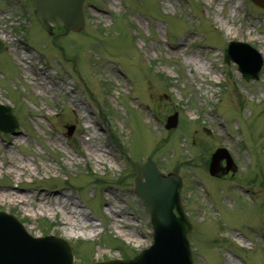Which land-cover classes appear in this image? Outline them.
Here are the masks:
<instances>
[{"label":"rangeland","instance_id":"obj_1","mask_svg":"<svg viewBox=\"0 0 264 264\" xmlns=\"http://www.w3.org/2000/svg\"><path fill=\"white\" fill-rule=\"evenodd\" d=\"M83 9V30L63 35L52 23V42L29 0H0V104L18 123L0 132V210L32 236L68 241L76 264L132 256L152 229L127 159L148 157L183 180L195 264H264V9L250 0H85ZM229 41L260 53L259 80L223 63ZM217 148L232 167L210 176ZM76 221L87 227L68 225Z\"/></svg>","mask_w":264,"mask_h":264},{"label":"water","instance_id":"obj_2","mask_svg":"<svg viewBox=\"0 0 264 264\" xmlns=\"http://www.w3.org/2000/svg\"><path fill=\"white\" fill-rule=\"evenodd\" d=\"M34 14L43 29L49 34L48 21L62 20L65 33L79 32L84 26L82 14L83 0H31ZM264 7L263 0H253ZM234 61L245 80L257 79L262 58L244 43H232L225 52V62ZM177 115L167 119L166 128H173ZM15 120L8 108L0 106V130L12 132ZM72 130V128H70ZM223 150L212 154L210 174L219 171L217 161L224 155ZM136 171L133 180L135 193L142 199L151 215L153 242L149 249L142 251L133 260L110 261L97 264H192L186 235L191 225L180 203L181 181L176 175L163 176L148 159L132 163ZM144 179V182H142ZM39 250L47 251L41 253ZM0 264H73L71 249L67 242L57 237L33 239L21 224L10 215L0 212Z\"/></svg>","mask_w":264,"mask_h":264},{"label":"bare ground","instance_id":"obj_3","mask_svg":"<svg viewBox=\"0 0 264 264\" xmlns=\"http://www.w3.org/2000/svg\"><path fill=\"white\" fill-rule=\"evenodd\" d=\"M223 0H221V2H222ZM40 70H41V68H39ZM51 197L52 196H48L47 197V199L49 200V199H51ZM44 198V196H41V199H43ZM56 200L58 201V203L60 204V207L62 208V210H63V212H65V214L66 213H68L69 215H70V217H72V218H74V215H75V210L71 207L72 205H70L69 203H68V201H62V202H60V197L58 196V197H56ZM107 206H108V211H109V213L111 212L110 210H112V208H113V205L112 204H110V202L109 201H107ZM64 223V222H63ZM62 223V224H63ZM68 223H69V221H68ZM74 223V222H73ZM73 223H71L70 222V224H68L71 228H78V229H80V230H83V228H86L87 226H86V224H81V223H79V222H77L76 221V223H75V226H74V224ZM111 223L112 224H114L115 222H113V220L111 221ZM67 225V224H66ZM83 225H85V226H83ZM91 231H93L94 232V229H92Z\"/></svg>","mask_w":264,"mask_h":264}]
</instances>
